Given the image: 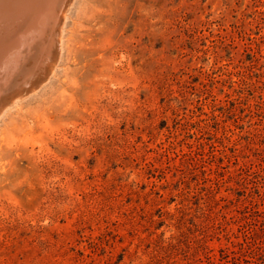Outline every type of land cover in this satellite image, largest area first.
Wrapping results in <instances>:
<instances>
[{
  "label": "rangeland",
  "instance_id": "374dc122",
  "mask_svg": "<svg viewBox=\"0 0 264 264\" xmlns=\"http://www.w3.org/2000/svg\"><path fill=\"white\" fill-rule=\"evenodd\" d=\"M60 26L6 87L0 264H264V0H71Z\"/></svg>",
  "mask_w": 264,
  "mask_h": 264
},
{
  "label": "bare ground",
  "instance_id": "6f19581e",
  "mask_svg": "<svg viewBox=\"0 0 264 264\" xmlns=\"http://www.w3.org/2000/svg\"><path fill=\"white\" fill-rule=\"evenodd\" d=\"M70 2L71 0H5L6 9H0V111L5 107L4 104L8 102L4 97L9 93L6 87L11 83H9L11 77L16 75L14 73L18 72L26 61H34L37 58V55L44 50L45 41L49 45V50L52 49L50 52L47 51L50 56L46 60L47 64L50 67L52 66L51 58L55 56L54 54H57L60 46L59 28ZM13 24L15 26L9 29V26ZM46 30L49 31V36H44L45 39L42 40ZM24 71L26 72V70ZM23 82L27 83L25 80ZM31 83L33 84V82ZM27 84L30 85V82ZM18 85L15 84V87ZM23 92L20 94L21 97L23 94L24 96L28 94L25 91ZM16 94L11 95L9 98L15 97Z\"/></svg>",
  "mask_w": 264,
  "mask_h": 264
},
{
  "label": "water",
  "instance_id": "95a60500",
  "mask_svg": "<svg viewBox=\"0 0 264 264\" xmlns=\"http://www.w3.org/2000/svg\"><path fill=\"white\" fill-rule=\"evenodd\" d=\"M5 0H0V9H6L5 6H6V3H4Z\"/></svg>",
  "mask_w": 264,
  "mask_h": 264
}]
</instances>
